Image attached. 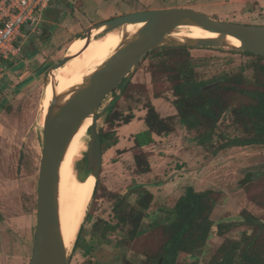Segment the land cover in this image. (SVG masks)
Here are the masks:
<instances>
[{"label":"rangeland","instance_id":"rangeland-1","mask_svg":"<svg viewBox=\"0 0 264 264\" xmlns=\"http://www.w3.org/2000/svg\"><path fill=\"white\" fill-rule=\"evenodd\" d=\"M182 4L213 19L264 26V0H54L36 26V32L28 34V28L24 27L23 51L11 60L10 69L6 68L9 65L6 62L0 84V264H30L31 261L42 157L40 108L50 71L71 52L69 48L78 37L96 24L131 12L180 7ZM232 49L191 48L198 79L205 83L218 81L244 67H247L246 76L251 77L253 71L248 65L253 58ZM150 60L144 59L132 75L130 81L134 86L130 98L122 96L119 86L101 106L100 112H104L118 100L119 109L125 115L132 111L135 118L127 125L117 124L119 143L103 155L99 177L102 181L85 213V217L90 213L92 217L89 221L84 217L86 231H90L99 218L112 221L115 200L107 196V192L122 194L133 183L134 136L147 128L143 120L144 105L149 97L154 100ZM161 90L164 96L155 101V106L162 117L176 115L173 94L164 85ZM146 91L149 92L146 94ZM174 123L172 134L155 136V142L145 147L151 153L152 171L138 182L154 194L155 201L143 221V235L129 248L117 245L122 238L117 233L110 235L103 244L94 242V264H121L123 258L143 264L146 260L143 253L156 252L162 242V231L150 226L168 221L172 205L189 187L196 191L213 189L218 196L212 214L215 226L206 246L197 253L198 264H210L226 239L239 240L245 232H252L254 227L240 223L244 210L264 222V207L258 204L264 200V144L236 146L213 153L211 147L199 146L186 138V129L179 119ZM98 127L104 131L109 129L105 115L101 116ZM216 134V146L223 142L220 134L228 138L242 135L228 115L219 124ZM86 144L88 146V141ZM85 151L77 163L80 177H84ZM250 173L263 175L245 183ZM134 199L135 196L131 201ZM221 223L233 225L223 236L218 234ZM191 260L187 256L181 257L178 264H189ZM71 264L89 262L78 250L72 251Z\"/></svg>","mask_w":264,"mask_h":264},{"label":"trees","instance_id":"trees-1","mask_svg":"<svg viewBox=\"0 0 264 264\" xmlns=\"http://www.w3.org/2000/svg\"><path fill=\"white\" fill-rule=\"evenodd\" d=\"M190 50L191 48L187 47L161 48L144 58L151 59L149 71L153 97L163 98L161 85L166 86L168 92L174 96L172 103L177 114L162 117L151 98L146 101L144 121L147 129L134 136L133 183L122 194L107 192L106 195L115 200L112 221L99 218L90 231H86L82 225L78 233L73 252L80 250L89 264H94V242L103 244L110 235L117 233L122 235L117 245L129 248L143 235V221L155 201L154 194L138 182L140 177L149 175L152 171L151 153L146 151L145 147L155 142L154 136L164 137L172 134L175 131V119H179L186 129V138L189 137L188 139L199 146L211 147L213 153L236 146L264 144V57L232 49L235 53L253 58L248 65L253 75L246 76L247 67H244L241 71L218 81L205 83L198 79ZM8 63L6 68L10 69L13 62ZM133 86L131 81L120 85L124 98H130ZM148 92L146 91V94ZM226 115L242 135L228 138L220 134L223 142L216 146L214 137ZM134 118L132 111L125 115L119 109L118 100L109 106L105 115L109 129L102 130L101 133L103 153L119 143L117 124H128ZM101 179L97 181L94 195L98 193ZM244 181L251 182V174ZM133 196L135 199L132 202ZM217 197L213 189L196 191L189 187L172 205V210L168 212L171 215L169 220L150 226L162 231V242L156 252L143 253L146 257L143 264H178L181 257L185 256L192 259L189 264H198L197 253L206 246L215 226L212 214L218 204ZM258 204L264 207V200ZM91 217V213L87 214L85 220L89 221ZM240 223L254 229L252 232H245L239 240L226 239L210 264H264V222L244 210ZM232 226L219 224V236L225 235ZM121 264L138 263L123 258Z\"/></svg>","mask_w":264,"mask_h":264},{"label":"water","instance_id":"water-1","mask_svg":"<svg viewBox=\"0 0 264 264\" xmlns=\"http://www.w3.org/2000/svg\"><path fill=\"white\" fill-rule=\"evenodd\" d=\"M136 24L142 26L134 32H129L127 28ZM180 26L199 27L216 33L217 36L197 39L172 36ZM102 27H105V30L101 35L120 31L121 44L115 53L81 84L66 94L54 96L45 118L37 189V223L30 264H71L75 243L70 251L67 250L61 233V164L73 138L91 117L90 139L84 152V177L81 178L93 175L98 181L103 166L102 130L99 129L98 123L101 116L107 112V109L100 112L101 106L110 94L117 92L122 83L125 85L131 80L145 57L161 48L181 47L233 48L264 57V26L217 20L192 8L173 7L131 12L100 22L78 38L90 41L94 31ZM230 38L240 40L241 45L235 46ZM70 59L66 54L49 75ZM48 83L49 80L46 85ZM262 175L254 173L251 180Z\"/></svg>","mask_w":264,"mask_h":264},{"label":"bare ground","instance_id":"bare-ground-1","mask_svg":"<svg viewBox=\"0 0 264 264\" xmlns=\"http://www.w3.org/2000/svg\"><path fill=\"white\" fill-rule=\"evenodd\" d=\"M141 24L130 25L127 29L134 32ZM179 31L172 36L178 38H212L216 33L203 30L195 26H180ZM105 27L94 31L92 39L88 41L78 38L69 48L67 56L71 59L63 66L57 68L49 76V83L44 86V95L41 104V127L54 96L63 95L73 87L81 84L84 79L104 64L117 50L122 41L120 31L104 32ZM235 46L241 41L236 38L229 39ZM104 59L101 60V56ZM92 118H88L77 132L67 151L60 168L59 205L61 233L67 250H71L76 237L84 222L85 213L92 201L97 180L93 175L82 179L77 172V163L81 154L87 149L86 141L90 139V126Z\"/></svg>","mask_w":264,"mask_h":264},{"label":"built area","instance_id":"built-area-1","mask_svg":"<svg viewBox=\"0 0 264 264\" xmlns=\"http://www.w3.org/2000/svg\"><path fill=\"white\" fill-rule=\"evenodd\" d=\"M54 0H0V84L5 75V64L23 51L26 34L35 28Z\"/></svg>","mask_w":264,"mask_h":264},{"label":"crops","instance_id":"crops-1","mask_svg":"<svg viewBox=\"0 0 264 264\" xmlns=\"http://www.w3.org/2000/svg\"><path fill=\"white\" fill-rule=\"evenodd\" d=\"M187 5V4H186ZM180 6V5H179ZM185 6V4H182L180 7H184ZM154 98V97H153ZM160 99V98H159ZM158 99V100H159ZM151 100H152V103L155 105V101L157 100L156 98H154V100L151 98ZM156 107V106H155ZM157 108V107H156ZM158 110V109H157ZM146 115V114H145ZM145 117V116H144ZM143 120H144V118H143ZM144 123H145V121H144ZM124 125H127V124H124ZM147 129V128H146ZM145 129V130H146ZM144 130V131H145ZM143 132V131H142ZM154 139H155V136H154ZM118 145V144H117ZM105 153V152H104ZM104 153H103V155H104ZM103 159H104V156H103ZM103 167V166H102ZM145 176H147V175H145ZM144 176H142V177H140L139 179H142ZM139 183H140V181H139Z\"/></svg>","mask_w":264,"mask_h":264},{"label":"flooded vegetation","instance_id":"flooded-vegetation-1","mask_svg":"<svg viewBox=\"0 0 264 264\" xmlns=\"http://www.w3.org/2000/svg\"><path fill=\"white\" fill-rule=\"evenodd\" d=\"M251 174V176H252V174H254V173H250Z\"/></svg>","mask_w":264,"mask_h":264}]
</instances>
